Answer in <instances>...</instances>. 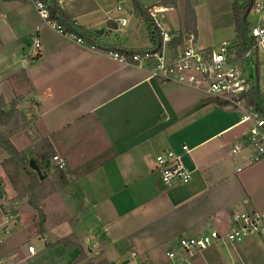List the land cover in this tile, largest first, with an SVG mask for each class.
I'll list each match as a JSON object with an SVG mask.
<instances>
[{
	"label": "crops",
	"instance_id": "0c3cea01",
	"mask_svg": "<svg viewBox=\"0 0 264 264\" xmlns=\"http://www.w3.org/2000/svg\"><path fill=\"white\" fill-rule=\"evenodd\" d=\"M165 1L140 0L146 9L162 10L159 18L169 32H188L182 1ZM56 2L93 44L44 24L32 0H0V98L6 113L16 102L24 121L8 139L54 184L39 203L43 230L29 202L11 205L17 219L7 224L0 205V264H170L167 253L180 238L226 232L238 212L264 213V160L247 165L232 155L247 136L242 115L201 91L149 79L147 70L110 56L106 48H152L133 1ZM233 2L227 20L213 22L206 41L200 5L195 7L199 48L237 42ZM248 22L264 26V0L256 1ZM257 63L264 109V52ZM12 126L0 125V134ZM183 146L191 149L185 161L193 178L168 189L155 171L156 157ZM54 154L66 159V170L51 166ZM59 172L66 185L58 184ZM65 238L81 249L58 243ZM132 251L136 260L129 259ZM194 264H264V236L213 246Z\"/></svg>",
	"mask_w": 264,
	"mask_h": 264
},
{
	"label": "built area",
	"instance_id": "2783aa9c",
	"mask_svg": "<svg viewBox=\"0 0 264 264\" xmlns=\"http://www.w3.org/2000/svg\"><path fill=\"white\" fill-rule=\"evenodd\" d=\"M32 1L44 24L79 43L85 42L75 34L67 32L61 24L52 19L50 9L44 2ZM118 10L122 11L123 8L120 6ZM161 11L155 7L148 9L149 15L160 30L162 37L160 51L135 50L130 55L109 52L110 56L123 64L147 70L149 79L166 84H179L201 91L209 97L224 102L227 108L238 111L242 115L241 123L249 127L243 143L233 147L232 155L236 160L242 156L243 162L247 165L264 160V117L248 104V95L255 79L254 65L264 52V26L252 28L250 37L255 40V45L239 58L236 52V48L239 47L237 42L224 43L219 49L204 50L198 47L194 32H169L159 18ZM121 24L125 26L126 20H122ZM177 40H181L182 44L174 49L172 46ZM34 46L33 53L37 56L41 49V41L35 40ZM251 68H253V74ZM190 153L191 149L183 146L181 152L166 150L158 154L155 171L166 188L187 184L192 180L194 170L189 168L185 161V157ZM51 165L55 169L64 171L67 168V161L55 154L51 158ZM237 170L241 172L243 169L239 166ZM0 205L6 224L17 219V215L12 214L10 200L1 187ZM252 235L264 236V213L238 212L233 214L226 232L213 230L198 237L180 238L177 248L170 250L167 258L170 264H194L197 256L213 246L239 244ZM28 250L30 254H34L35 247L30 246ZM137 256L134 251L129 253L131 260H136Z\"/></svg>",
	"mask_w": 264,
	"mask_h": 264
},
{
	"label": "trees",
	"instance_id": "16d2710c",
	"mask_svg": "<svg viewBox=\"0 0 264 264\" xmlns=\"http://www.w3.org/2000/svg\"><path fill=\"white\" fill-rule=\"evenodd\" d=\"M45 3V5L50 9L51 18L55 19L59 24H61L67 32L73 33L79 38L87 41L90 44L94 43V38L85 30L78 27L72 20H70L67 15L62 11L56 0H41ZM176 0H166L165 3L175 2ZM257 0H235L232 6L233 11V19L235 22L236 28V38L237 43H239V47H237L236 52L239 58L243 57L247 50L255 45V40L250 38L249 35L251 34L252 28L248 22V16L251 10L255 7ZM134 3V11L135 15L138 19L142 20L147 27L149 33V39L152 44L151 49H144L141 51H149V52H158L161 50L162 47V37L160 34L159 28L155 25L153 19L149 15L148 9L144 8L141 4L140 0H133ZM190 6V0L188 1V11L186 12V28L188 32H194L196 34V27H195V13ZM176 43H181V40H177ZM173 43V46H174ZM109 52H120L123 54L130 55L134 51L121 49L119 47H111L106 48ZM259 72L260 67L259 64L256 63L254 65V85L252 90L249 93V102L248 104L255 108V110L264 117V109L262 107V94L259 87ZM212 103H215L221 107H225L226 104L220 100H212ZM6 104L2 98H0V125L2 127H7L9 123H13V126L10 130L4 131L3 134L0 135V148H4L8 153H10L13 157L19 159V162L23 167L31 171L32 179H33V187L38 190L39 193L42 192V199L49 195L51 192H44L46 189V185L48 183L42 177L38 176L36 172H33L28 164L27 160L21 156V153L14 147V145L8 139V135L11 134L13 129H17L19 127V120L22 114L17 109V103L13 102L11 105V109L9 112H5L4 109ZM58 180L60 185H66V179L63 172H59ZM54 191V190H53ZM52 191V192H53ZM39 195V194H38ZM29 204L38 212L40 217V226L41 229H44L45 224V215L42 209L39 207V200H30ZM58 243L65 245L69 249L80 248V245L75 243L72 238H65L60 240ZM81 249V248H80Z\"/></svg>",
	"mask_w": 264,
	"mask_h": 264
},
{
	"label": "rangeland",
	"instance_id": "374dc122",
	"mask_svg": "<svg viewBox=\"0 0 264 264\" xmlns=\"http://www.w3.org/2000/svg\"><path fill=\"white\" fill-rule=\"evenodd\" d=\"M181 1H182V5L185 7V11L187 12L189 0H181ZM209 1L210 0H208V2L206 0H203V1L201 0V3H200V0H190V6H189L190 8L195 10V7L198 6V4L200 5L199 17L201 20V26L204 30V40L205 41L207 39H210L211 37V32L213 30L212 29L213 22L216 23L219 21H223V19L224 21L227 20V17H228L227 8H228V5H230L229 0H219V1L217 0L214 3L209 2ZM233 1L235 0H232V2ZM197 45L198 47H200L199 44ZM213 47H217L216 49H219V44H215L213 45ZM250 70L252 73L253 68ZM248 75H250L249 72H248ZM21 123L23 124L24 121L20 120V124ZM4 131L1 132V134H3ZM7 153L8 152L4 148H2V151L0 150V155H1L0 156V174H2V176L0 177V187L3 189V191L6 190V192L9 193V195L11 196V199H9L11 202L10 205H12L14 208H17L18 202H21V203L24 202L27 204V202L33 199L39 200V203H40V201H42L43 195H42V192L39 193V191L38 190L36 191V189L33 187V179H32L31 171H28V169L23 167V165L20 164L19 159L13 157L10 153L9 155H11V157L7 159ZM27 162L28 164L30 163L29 159L27 160ZM31 170L33 169L31 168ZM33 172L35 171L33 170ZM53 187H54L53 183H48V185H46V189L44 190V192L46 193V192L52 191ZM31 231H32V228L30 227V229L28 230V233H30Z\"/></svg>",
	"mask_w": 264,
	"mask_h": 264
},
{
	"label": "water",
	"instance_id": "95a60500",
	"mask_svg": "<svg viewBox=\"0 0 264 264\" xmlns=\"http://www.w3.org/2000/svg\"><path fill=\"white\" fill-rule=\"evenodd\" d=\"M30 167L37 172V174L42 177L41 170L35 165L34 161L30 162Z\"/></svg>",
	"mask_w": 264,
	"mask_h": 264
}]
</instances>
